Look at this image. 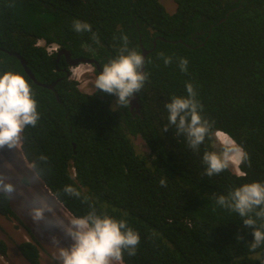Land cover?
Wrapping results in <instances>:
<instances>
[{
    "label": "trees",
    "instance_id": "16d2710c",
    "mask_svg": "<svg viewBox=\"0 0 264 264\" xmlns=\"http://www.w3.org/2000/svg\"><path fill=\"white\" fill-rule=\"evenodd\" d=\"M172 1L170 14L161 0H0V74L22 75L40 113L37 125L21 134L22 156L38 165L37 177L72 217L91 206L139 233L136 255L125 253L123 264H261L264 246L249 248L253 229L216 205L213 194L264 183V0ZM74 20L89 23L91 31L76 33ZM124 35L130 49L149 51L148 80L135 94L138 110H112L115 96L81 91L63 71L65 57L56 61V51H48L56 46L102 69L119 54ZM9 52L26 62L36 81L55 83L53 90L36 85ZM163 57L172 63L165 65ZM180 58L187 59V72L180 71ZM94 74L100 72L94 68ZM189 82L213 130L228 133L248 152L250 163L240 166L246 175L229 167L206 176L202 157L216 151L214 137L194 151L168 125L164 105L186 96ZM137 136L148 152L136 145ZM67 185L80 196L65 195ZM0 216L17 220L4 193ZM17 250L39 264L35 242L22 241Z\"/></svg>",
    "mask_w": 264,
    "mask_h": 264
},
{
    "label": "clouds",
    "instance_id": "9594fccd",
    "mask_svg": "<svg viewBox=\"0 0 264 264\" xmlns=\"http://www.w3.org/2000/svg\"><path fill=\"white\" fill-rule=\"evenodd\" d=\"M72 28L76 33L91 31V25L74 20ZM97 41L96 34L91 37ZM123 46L119 54L103 65L102 71L95 79V88L104 94L116 97L115 108L129 107L130 101L148 80V73L143 70L144 57L136 50L127 46L128 37H121ZM56 47V46H53ZM50 48V47H49ZM165 65L172 63L171 57H163ZM188 61L180 58L178 67L187 72ZM187 95L173 96L171 102L164 107L168 112V125L175 126L177 134L186 137L188 146L198 151L205 139L215 138L219 151H205L203 163L206 165L205 175H218L230 166L240 176L242 164L250 163L247 151L228 133L214 129V123L205 119L201 112L202 105L196 99V92L189 82L185 85ZM40 118L37 101L34 98L30 83L19 73L6 71L0 74V148L13 150L21 142V134L26 127H35ZM168 125L163 131H168ZM41 161L46 160L40 157ZM34 177L40 174L36 163L29 165ZM0 176V193L9 198L16 189L12 183H6ZM165 183L161 180V185ZM63 193L79 197L80 193L73 186L67 185ZM215 204L221 208L237 213L242 219L244 228L253 229L249 248L255 251L264 246V183L252 182L243 184L229 191L226 195L213 194ZM53 212L45 199L37 197L29 209L31 219L36 223L52 225L46 214ZM261 221L256 227L257 221ZM66 234L72 241L71 247L59 253V264H123L124 254L135 256L140 242L139 233L128 226L126 220H117L107 214H97L94 207L83 216H73L65 227ZM242 237H237L240 241ZM264 264V260L261 261Z\"/></svg>",
    "mask_w": 264,
    "mask_h": 264
},
{
    "label": "rangeland",
    "instance_id": "374dc122",
    "mask_svg": "<svg viewBox=\"0 0 264 264\" xmlns=\"http://www.w3.org/2000/svg\"><path fill=\"white\" fill-rule=\"evenodd\" d=\"M161 3L168 13L175 11L172 0H161ZM39 44L43 45L42 42ZM92 73L91 65L80 64L71 68L70 79L77 81L81 91L90 93L95 88ZM216 144L219 147L217 142ZM217 148L216 151H219ZM29 165L22 156L20 144L13 150L0 148V176L6 178V183L15 186L16 191L9 199L17 217L14 220L0 216V241L6 247V254L0 255V264H28L17 251V244L22 241L35 242L38 245L39 264H59V253L69 249L72 244L65 230L72 216L49 194L39 178L34 177ZM230 168L237 174L235 169L231 166ZM37 197L45 199L52 207L53 212L46 216L54 226H47L43 222L36 223L31 219L29 209Z\"/></svg>",
    "mask_w": 264,
    "mask_h": 264
},
{
    "label": "water",
    "instance_id": "95a60500",
    "mask_svg": "<svg viewBox=\"0 0 264 264\" xmlns=\"http://www.w3.org/2000/svg\"><path fill=\"white\" fill-rule=\"evenodd\" d=\"M149 51L147 50H144L142 49V53L141 55L145 58L146 54L148 53ZM10 55H14L20 62L21 66L23 67L25 73L28 75V77L38 86H41V87H44V88H47V89H50L52 90L55 86V83H52V84H49V85H46V84H41L39 83L38 81H36L34 75L31 73V71L27 68L26 66V62L18 55V54H13L11 52H9ZM60 55H64L65 56V60H66V63L69 65V66H72V67H76L78 66L79 64H91L93 61L90 60V59H82V58H79V59H75V60H70V53L68 51H65V50H60L58 51L57 53V60L58 58L60 57ZM143 70H144V67H143ZM130 109L132 110L133 108L137 109L139 108V105L137 103V98L136 96L134 95L133 98L131 99L130 101ZM138 112V111H137ZM215 139V138H214ZM134 141L136 143V145H139L143 151H146L148 152V148L146 146V143L139 137H135L134 138ZM50 194V193H49ZM51 195V194H50Z\"/></svg>",
    "mask_w": 264,
    "mask_h": 264
},
{
    "label": "flooded vegetation",
    "instance_id": "af4514ba",
    "mask_svg": "<svg viewBox=\"0 0 264 264\" xmlns=\"http://www.w3.org/2000/svg\"><path fill=\"white\" fill-rule=\"evenodd\" d=\"M60 50H63V49H60ZM60 50H58V51H60ZM55 51H56V53H58V51H57V48L55 49ZM61 56V55H60ZM64 56V55H63ZM65 57V56H64ZM70 58V60H75V59H72L71 57H69ZM59 59V58H58ZM77 59H79V58H77ZM90 60H92L93 62L91 63V64H88V65H91L92 66V69H93V76H92V78L94 79V81H95V79H96V76H95V74H94V68L98 71V72H100L101 73V71H102V69L99 67V64H98V62L97 61H95V60H93V59H90ZM56 61H57V58H56ZM66 65H67V68H64L63 69V71H66L67 73V76H69L70 77V71H71V68H72V66H69L67 63H66ZM80 65V64H79ZM52 84V83H51ZM53 90V89H52ZM18 251V250H17ZM20 254V253H19ZM21 255V254H20ZM23 258V257H22ZM24 259V258H23ZM25 260V259H24ZM26 261V260H25ZM27 262V261H26ZM28 263V262H27ZM29 264V263H28Z\"/></svg>",
    "mask_w": 264,
    "mask_h": 264
},
{
    "label": "built area",
    "instance_id": "2783aa9c",
    "mask_svg": "<svg viewBox=\"0 0 264 264\" xmlns=\"http://www.w3.org/2000/svg\"><path fill=\"white\" fill-rule=\"evenodd\" d=\"M55 49H56V47H53V46H52V47L48 48V51H49V52H51V51H55Z\"/></svg>",
    "mask_w": 264,
    "mask_h": 264
},
{
    "label": "bare ground",
    "instance_id": "6f19581e",
    "mask_svg": "<svg viewBox=\"0 0 264 264\" xmlns=\"http://www.w3.org/2000/svg\"><path fill=\"white\" fill-rule=\"evenodd\" d=\"M41 192V191H40ZM49 204V203H48ZM50 205V204H49Z\"/></svg>",
    "mask_w": 264,
    "mask_h": 264
}]
</instances>
